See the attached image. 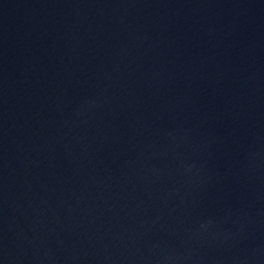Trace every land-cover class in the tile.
<instances>
[{"label":"water","instance_id":"water-1","mask_svg":"<svg viewBox=\"0 0 264 264\" xmlns=\"http://www.w3.org/2000/svg\"><path fill=\"white\" fill-rule=\"evenodd\" d=\"M0 264H264V0H0Z\"/></svg>","mask_w":264,"mask_h":264}]
</instances>
